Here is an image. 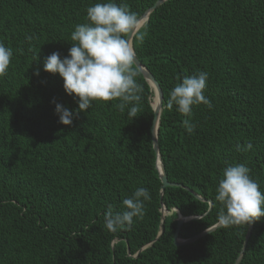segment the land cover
I'll return each instance as SVG.
<instances>
[{
  "label": "trees",
  "instance_id": "1",
  "mask_svg": "<svg viewBox=\"0 0 264 264\" xmlns=\"http://www.w3.org/2000/svg\"><path fill=\"white\" fill-rule=\"evenodd\" d=\"M157 1L116 3L139 19ZM97 2L0 0V41L13 49L0 77V264H234L249 225H222L183 245L174 235L179 213L190 218L182 239L219 222L216 188L229 165L249 167L264 193V0H166L138 30L146 26L144 39L134 35L136 56L163 90L160 157L169 181L182 185L164 189L152 139L154 94L136 65L144 87L136 118L114 107L118 100L94 101L72 125L55 111L54 101L71 110L78 103L44 61L68 55L72 31ZM199 71L208 73L212 107L193 106L196 128L188 134L186 117L167 101L176 83ZM248 143L251 150H237ZM138 187L151 194L143 218L108 231V205L123 211ZM164 208L175 210L165 215ZM239 264H264V217L254 221Z\"/></svg>",
  "mask_w": 264,
  "mask_h": 264
},
{
  "label": "clouds",
  "instance_id": "2",
  "mask_svg": "<svg viewBox=\"0 0 264 264\" xmlns=\"http://www.w3.org/2000/svg\"><path fill=\"white\" fill-rule=\"evenodd\" d=\"M139 19L127 4L116 0H99L87 8L86 22L77 24L71 33V47L68 55L53 52L46 57L43 68L46 72L59 74L64 81L65 92L76 98L78 109L71 110L55 103L59 122L72 125L81 111L93 106L94 101H119L114 107L121 112L128 109L129 119L137 117L143 98L144 87L138 81L139 72L134 66L136 52L126 39L127 34L136 31V38L142 41L144 30L137 31ZM28 41L32 36L26 37ZM13 49L0 41V77L10 66ZM39 75V69L36 71ZM208 73L199 71L185 75L169 93L167 108L185 116L182 126L192 134L196 125L192 122L193 106L204 104L212 107L210 99L204 95ZM253 145H237L238 151L251 150ZM215 199L223 206L219 222L224 226L249 225L264 217V193L260 184L251 176V169L243 163L229 165L223 169L216 188ZM151 194L145 187H138L123 199V211L108 205L103 215L104 227L110 232L121 228H131L135 219L145 214V202Z\"/></svg>",
  "mask_w": 264,
  "mask_h": 264
},
{
  "label": "water",
  "instance_id": "3",
  "mask_svg": "<svg viewBox=\"0 0 264 264\" xmlns=\"http://www.w3.org/2000/svg\"><path fill=\"white\" fill-rule=\"evenodd\" d=\"M166 0H158L153 6H151L149 9H147L144 14L139 17V21L140 20H143L146 18V20L148 19L150 13L152 11H154V9L164 3ZM136 31H133V32H130L129 34H127V40L128 41H132V38H133V35ZM135 65L137 66V68L144 74V76L146 77L147 81L150 82L152 84V86L154 87L155 89V92H156V96L158 98V106L157 108H154V119H153V126H152V135H153V145H154V149L156 151V154H157V168L159 169L160 171V177H161V180H162V189H164L166 186L168 185H180L182 186L181 184H177V183H172L169 181L168 177H167V174H166V171H165V168H164V165L162 163V160H161V157H160V151H159V144H158V137H157V134H158V129H159V122H160V116H161V111H162V107H163V100H164V95H163V90L159 84V82L157 81V79L155 78V76L151 73V71L145 67L142 62L138 59V57L136 56V61H135ZM161 162V167H159L158 165V162ZM198 198H200L201 200L205 201L206 199L199 196L198 194L194 193ZM210 203V208L212 207V204L213 202L210 200L209 201ZM175 209L173 210H167L166 208L163 209V212L165 215H171L173 213ZM179 218H178V223H177V229H176V232H175V235H174V242L176 245H183V244H187V243H192L198 239H200L201 237L205 236L206 234L212 232V231H215L217 228H219L220 226H222V224L220 222L216 223L215 225H213L212 227L188 238V239H182L179 237V232H180V229L183 225V223H185L186 221H188L190 218H187V217H184L182 216L180 213H179ZM195 218V217H193ZM254 227V222H252L251 224H249L248 226V229H247V233H246V237H245V240L243 242V248H242V251L240 252L238 258L236 259L235 263L234 264H239V262L241 261L242 257H243V254H244V251L248 245V241H249V238L251 236V233H252V229Z\"/></svg>",
  "mask_w": 264,
  "mask_h": 264
},
{
  "label": "bare ground",
  "instance_id": "4",
  "mask_svg": "<svg viewBox=\"0 0 264 264\" xmlns=\"http://www.w3.org/2000/svg\"><path fill=\"white\" fill-rule=\"evenodd\" d=\"M149 18V17H148ZM148 20V19H147ZM146 20V18L145 19H143V20H140L139 21V24H138V26H137V31L144 25V23L147 21ZM136 34V32L134 33V35ZM134 35H133V37H134ZM132 40H133V38H132ZM129 43L132 45V41H129ZM143 64V63H142ZM145 66V65H144ZM146 67V66H145ZM149 84H150V86H151V88H152V91H153V94H155V96H156V92H155V89H154V87L152 86V84L149 82ZM152 105H153V108H157V106H158V98H157V96H156V101H155V105H154V103H152ZM158 165H159V167H161V162H160V160H159V162H158Z\"/></svg>",
  "mask_w": 264,
  "mask_h": 264
},
{
  "label": "rangeland",
  "instance_id": "5",
  "mask_svg": "<svg viewBox=\"0 0 264 264\" xmlns=\"http://www.w3.org/2000/svg\"><path fill=\"white\" fill-rule=\"evenodd\" d=\"M155 101H156V96L154 94L153 101H152V103H154V105H155Z\"/></svg>",
  "mask_w": 264,
  "mask_h": 264
}]
</instances>
